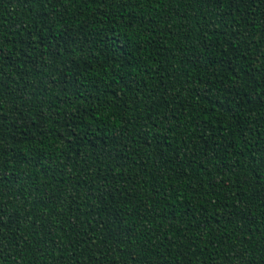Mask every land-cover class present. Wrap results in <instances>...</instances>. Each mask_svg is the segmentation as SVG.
<instances>
[{
  "label": "trees",
  "instance_id": "1",
  "mask_svg": "<svg viewBox=\"0 0 264 264\" xmlns=\"http://www.w3.org/2000/svg\"><path fill=\"white\" fill-rule=\"evenodd\" d=\"M0 264H264V0H0Z\"/></svg>",
  "mask_w": 264,
  "mask_h": 264
}]
</instances>
